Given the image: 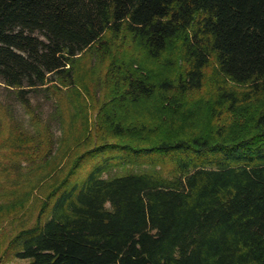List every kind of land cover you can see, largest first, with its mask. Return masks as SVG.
Returning <instances> with one entry per match:
<instances>
[{
    "label": "trees",
    "instance_id": "trees-1",
    "mask_svg": "<svg viewBox=\"0 0 264 264\" xmlns=\"http://www.w3.org/2000/svg\"><path fill=\"white\" fill-rule=\"evenodd\" d=\"M110 34L131 36L172 75H117L131 71L117 58L92 82L111 88V101L93 133L81 125L67 165L41 186L37 222L12 242L15 256L264 264V0H0V88L32 115L34 132L21 131L20 145L29 164H48L56 151L30 94L57 99L51 120L61 122L63 89L74 100L84 82L78 56L102 51ZM212 60L232 86L197 97ZM144 100L152 105L130 121L129 108Z\"/></svg>",
    "mask_w": 264,
    "mask_h": 264
},
{
    "label": "rangeland",
    "instance_id": "rangeland-1",
    "mask_svg": "<svg viewBox=\"0 0 264 264\" xmlns=\"http://www.w3.org/2000/svg\"><path fill=\"white\" fill-rule=\"evenodd\" d=\"M105 40L108 45H104L102 51L94 50L78 56L76 68L84 82L76 85L74 100L70 98V92L73 90L63 89L65 93L61 98H65L66 101L61 122L51 120L57 99H48L42 92L31 93L29 96L34 109L43 119L40 131L44 133V138L48 139L46 135L49 134L45 131L46 123H49V131L55 138V159L48 164L34 166L25 161L23 149L20 147L21 131L25 134L34 132L30 122L32 115H28L14 93L0 88V264H28V261L15 256L12 242L22 230L36 224L43 198L40 188L50 183L58 171L67 165L69 157L77 147L76 140L83 134L81 125L88 126L87 134L93 133L101 108L111 101V88L97 89L92 82L105 76L108 66L117 58H126V65L131 69V71H126L125 68L118 71L114 69L117 75L128 74L158 80L160 75L173 72V69L169 68L163 73L160 64L147 62L149 59L145 49L129 35L126 37L124 34H110L105 36ZM171 54L168 58H180L179 55ZM227 83L226 78L219 73L216 61L212 60L204 71L203 89L197 93V97L199 95L201 98H211L218 90L232 86L231 83ZM151 105V101L145 103L144 100L140 107L134 105L129 108L132 113L129 120L141 119L142 116L137 112ZM133 113L137 114L134 116ZM16 121L17 130L14 126ZM117 173L119 172L114 171V174ZM20 202H24L23 208L10 210V205L16 207L15 204Z\"/></svg>",
    "mask_w": 264,
    "mask_h": 264
}]
</instances>
